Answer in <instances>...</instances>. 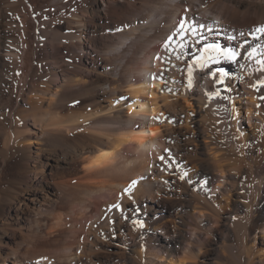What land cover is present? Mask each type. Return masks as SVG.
<instances>
[{"label":"bare ground","instance_id":"1","mask_svg":"<svg viewBox=\"0 0 264 264\" xmlns=\"http://www.w3.org/2000/svg\"><path fill=\"white\" fill-rule=\"evenodd\" d=\"M262 26L264 0H0V264H264V154L226 158L264 132Z\"/></svg>","mask_w":264,"mask_h":264},{"label":"snow or ice","instance_id":"2","mask_svg":"<svg viewBox=\"0 0 264 264\" xmlns=\"http://www.w3.org/2000/svg\"><path fill=\"white\" fill-rule=\"evenodd\" d=\"M185 11H189V9H185ZM17 19H19V18L17 17ZM200 27H204V25L201 24ZM256 32L257 33H264V26L256 28ZM188 34H191L193 36L198 35L197 28L194 24L188 23L186 18L180 17L178 20V23L175 27V31L166 38L164 47L166 49L168 48L169 44L172 41L173 36L180 35L181 37H184L185 35H188ZM241 35H244V34L241 33ZM253 38L259 39V37L255 36V34H253ZM230 39H235V37H231ZM199 42H200L199 40L196 41V43H199ZM246 44H248L247 40H245L244 43L240 44L236 49H231V48L221 49L220 46L216 45V44L206 45L203 49H201L202 55L196 58V60L194 61V64L203 68L207 65V63H218L221 58L236 61L237 58L241 56L240 49H243ZM180 46L183 47V44H181ZM259 48H260L259 45L257 47L251 48L250 51H247L244 53V58L249 59V60L254 59L258 55V49ZM156 59H160V57L157 56ZM177 59H179V57H177ZM256 63L260 65V68L257 70L258 71H264V59H256ZM240 67L243 68L244 65H240ZM188 71H189V86H191V84H192V76H191L192 68H191V66H189ZM153 78H156V77L154 76ZM218 83H223V78H221V80L218 81ZM251 87L253 89H256L257 91H259L260 87H264V78L258 79L255 84L251 85ZM169 91H171V89H169ZM208 95L210 97L214 96V95L218 96L219 91H217L215 93H210ZM224 98L227 99V97H224ZM259 99L264 101V96H260ZM257 106H259V105H257ZM164 151L169 152L170 150L164 149ZM158 159L161 161H165V156L161 155L158 157ZM172 163H175V162L173 161ZM168 166L171 167V164H169ZM187 176H188V173L183 172L182 175L180 176V179L184 180ZM136 183H137L136 180L131 181L129 186L124 189V192L125 193L130 192V190L136 185ZM165 183H167V181H165ZM188 183L191 184L192 181L188 180ZM111 207L119 209L120 204H118V203L113 204ZM234 219H235V217H234ZM140 226L142 227V225H140ZM37 264H39V262H37Z\"/></svg>","mask_w":264,"mask_h":264},{"label":"rangeland","instance_id":"3","mask_svg":"<svg viewBox=\"0 0 264 264\" xmlns=\"http://www.w3.org/2000/svg\"><path fill=\"white\" fill-rule=\"evenodd\" d=\"M229 102H230V100H229ZM230 104H231V102H230ZM233 105H234V109L233 110H236V108L239 106V103H238V101H234L233 102ZM244 106V104L242 103V105H240V107H239V111H243V107ZM238 110V109H237ZM243 115V114H242ZM247 118H244V119H241L240 118V121H241V124H242V126L243 127H250L249 125H248V122H247ZM239 123V122H238ZM232 127H234L235 129L237 128L235 125H232ZM255 127L253 126L252 127V129H250L249 131H253V132H255V130L256 129H254ZM239 130V129H238ZM261 131H263L261 128L257 131V139L254 141V139L251 137V138H249L248 140H245V144H244V146L242 147L243 149V152L241 153V154H243V156H241V154L240 155H238V153H237V151L236 150H234L233 148H229V150H227L226 152H227V155H226V158H227V161L229 162L230 161V163H232L233 161V164H235V165H238L239 164V159L240 160H242L241 162L242 163H244L243 165H248L249 163H252V161L253 162H256V161H259L260 160V156L262 155V154H264V132H261ZM263 135H261V134ZM260 135V136H259ZM261 137V138H260ZM263 139V140H262ZM253 140V141H252ZM262 141H263V143H262ZM255 143V144H254ZM263 145V146H262ZM248 146V147H247ZM245 148V149H244ZM251 149V150H250ZM256 149V150H255ZM230 150H231V154H228V153H230ZM234 150V151H233ZM256 153H255V152ZM235 152V153H234ZM260 153V154H259ZM259 154V155H258ZM227 156H231L230 158H228ZM237 159V158H239L238 159V161L235 159V158ZM240 157H242V158H240ZM248 157V158H247ZM251 157V158H250ZM253 157V158H252ZM231 158H233V159H231ZM253 159V160H252ZM258 159V160H257ZM232 160V161H231ZM247 160V161H246ZM236 161V162H235ZM246 161V162H245ZM247 162H248V164H247ZM191 168H192V165L191 166H189L188 167V169L191 171ZM233 198H231V200H233V199H235V197L236 196H232ZM263 202H264V197H263ZM225 212H227V213H225V214H229V212H231V208L230 207H226V211ZM162 213V212H161ZM162 215H165V217H167L168 219H171L172 217L171 216H169V214H168V212L166 213V211H164L163 213H162ZM171 221V220H170ZM174 223V221L172 220L170 223ZM172 223V224H173ZM214 231H216V232H218L219 231V229L217 228V227H215V229H214ZM209 235H211V237L209 236ZM208 235V238L207 239H209L210 238V240L211 239H215V234H209ZM147 239V243L148 244H152V245H154L153 244V242L151 241V239L150 240H148V238H146ZM121 238L119 239V237L117 238V237H111V239H108V240H106V239H104V241H106V242H104V244L103 243H101V245H100V249L101 250H108V251H111V249H113V248H115L114 247V245L115 244H117V243H119V242H121ZM112 242V243H111ZM111 243V244H110ZM155 246V245H154ZM204 250V249H203ZM200 251V252H199ZM201 250V248L200 249H198V250H195V251H193V253H192V256L195 258V259H197V260H194L193 258H192V256L190 255L189 257H191L193 260H190V258H189V260L188 261H186L185 262V264H188V263H192V264H194V262H196V264H205L204 263V261L206 262V261H208V260H211V259H209V257L206 255V253L204 252V251H202ZM199 252V253H198ZM202 253V254H201ZM175 264H177V258H176V262H175Z\"/></svg>","mask_w":264,"mask_h":264}]
</instances>
